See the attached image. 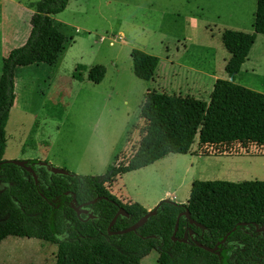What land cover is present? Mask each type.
<instances>
[{
    "label": "rangeland",
    "instance_id": "374dc122",
    "mask_svg": "<svg viewBox=\"0 0 264 264\" xmlns=\"http://www.w3.org/2000/svg\"><path fill=\"white\" fill-rule=\"evenodd\" d=\"M39 1L0 0V68L1 56L27 39L29 5ZM255 6L256 0H68L52 17L66 38L56 64L14 71L4 159H39L76 176H103L136 149L146 93L208 103L217 79L231 81L222 33L251 34ZM134 49L159 59L152 80L133 74ZM92 66L105 68L99 84L86 79ZM233 82L264 94L263 35L256 36ZM199 153L196 138L188 154H170L118 177L108 191L119 201L156 206L170 197L186 204L195 181H264V148L234 145L221 156ZM56 252L53 243L7 237L0 242V264H54ZM157 258L151 251L140 264H157Z\"/></svg>",
    "mask_w": 264,
    "mask_h": 264
},
{
    "label": "trees",
    "instance_id": "16d2710c",
    "mask_svg": "<svg viewBox=\"0 0 264 264\" xmlns=\"http://www.w3.org/2000/svg\"><path fill=\"white\" fill-rule=\"evenodd\" d=\"M68 0H40L29 7L30 32L25 42L10 50L0 70V242L7 237L36 239L57 246L54 264H140L151 251L157 264H264V181L233 183L195 181L186 204L162 200L156 215L136 232L124 230L136 223L147 210L139 203H122L109 191L117 177L156 163L167 155H186L197 138L199 155L221 156L232 146L264 148V94L235 84L234 78L247 61L256 36H264V0H256L251 34L233 30L222 33L221 43L229 55L224 71L231 81L217 79L209 102L148 92L139 107L144 128L133 154L109 166L101 177L52 175L35 169L38 182L22 168L2 163L6 151L5 126L14 103V71L36 64L55 65L65 50L66 38L53 25L52 17L62 13ZM133 74L142 81L152 80L159 59L139 50L131 51ZM103 66H92L86 79L99 84ZM38 162L26 160L28 165ZM69 193L68 196L65 194ZM88 206L93 220H80L70 208ZM119 216L108 226L120 209ZM188 211L201 227L184 217L178 220L175 238L193 233V239L213 248L224 236L218 255L192 242L172 240L179 214ZM153 236V237H151Z\"/></svg>",
    "mask_w": 264,
    "mask_h": 264
},
{
    "label": "water",
    "instance_id": "95a60500",
    "mask_svg": "<svg viewBox=\"0 0 264 264\" xmlns=\"http://www.w3.org/2000/svg\"><path fill=\"white\" fill-rule=\"evenodd\" d=\"M2 163H10V164H13L15 166H18V167L22 168L23 170H25L26 172H28L32 176V178L34 179L35 183L38 182V175L35 173V169H38V168H44L46 172H48V173H50L52 175H61V176H71L72 175V174H70L69 172H67L65 170L55 168V167H53V166H51V165H49V164H47L45 162H42V161H38V162H36L35 164H32V165H28L26 163V161H24V160H4ZM65 195L68 196L69 193H66ZM97 201H98V199H95V200H92V201H90L88 203L78 205L76 200H75V197L72 196V199H71V201L69 203V206L76 213V215L79 217L80 220H83L82 217H81L82 215L86 216L85 220H93L96 217L93 215V212L91 211V209H87V207L95 204ZM157 209H158V204L152 210L147 211V213L144 216H142L132 226H130V227L124 229V230H120V231L114 232V233L110 232L109 234L110 235H112V234L122 235V234H126V233H129V232H136V230L139 229L140 227H142L148 221V219L150 217L156 215ZM119 216H123V217L128 218V215L125 212V210L120 208L116 212L114 217L112 218V220H111V222H110V224L108 226V230H110V228L113 226V224L115 223L116 219ZM180 217H184L186 220H188V222L191 225H195L196 227H199V228L201 227L200 225H198L196 222H194L190 218L189 212L186 210L183 213L179 214V216L176 219L174 232H173V235H172V240L173 241H178V242H181V243L192 242L198 248H200V249H202V250H204V251H206L208 253H212V254H216V255L219 254L218 251H217L219 245H221L227 239V237L230 235V233L235 230V228H233L231 230V232L227 233L224 236V238L219 243H217L213 248H209V247L204 246V245L200 244L199 242L195 241L193 239V233L191 231H189L188 234L184 233L183 238H181V239L175 238V234H176V231L178 229V220H179ZM255 231H256V233L258 235L264 234V226L259 227L258 224H255ZM151 237H153V236H151Z\"/></svg>",
    "mask_w": 264,
    "mask_h": 264
},
{
    "label": "crops",
    "instance_id": "0c3cea01",
    "mask_svg": "<svg viewBox=\"0 0 264 264\" xmlns=\"http://www.w3.org/2000/svg\"><path fill=\"white\" fill-rule=\"evenodd\" d=\"M25 41H24V39L20 42V44H23ZM12 50V49H11ZM9 52V51H8ZM8 52L7 53H5V55H3V56H1V62H2V59L4 58V57H6L7 56V54H8ZM249 56V55H248ZM245 64V63H244ZM243 64V65H244ZM242 65V66H243ZM0 70H1V68H0ZM86 72V71H85ZM14 90H15V83H14ZM14 96H15V91H14ZM15 99H16V97L14 98V103H15ZM14 103H13V106H14ZM13 106H12V108H13ZM12 108H11V110H12ZM31 160H35V159H31ZM39 159H37V161H38ZM147 168V167H146ZM144 169V168H143ZM141 170V169H140ZM137 171H139V170H137ZM134 172H136V171H134ZM131 173V172H130ZM128 174V173H127ZM123 176V175H122ZM119 177H121V176H119ZM118 178V177H117ZM116 178V179H117ZM116 181V180H115ZM114 181V182H115ZM114 182H113V184H114ZM112 184V185H113ZM110 188H112V186L111 187H109V189ZM110 193H111V191H110ZM165 196L167 197V196H169V193H165ZM165 198V197H164ZM160 200H162V199H160ZM169 200H171V197L169 198ZM122 203H133L132 201H128V200H120ZM173 202H175V200H173ZM141 206H143L147 211H149V210H152L153 209V207L155 206V205H145L144 203H139ZM155 204V203H154Z\"/></svg>",
    "mask_w": 264,
    "mask_h": 264
},
{
    "label": "flooded vegetation",
    "instance_id": "af4514ba",
    "mask_svg": "<svg viewBox=\"0 0 264 264\" xmlns=\"http://www.w3.org/2000/svg\"><path fill=\"white\" fill-rule=\"evenodd\" d=\"M88 209V208H87ZM261 235H263V234H261Z\"/></svg>",
    "mask_w": 264,
    "mask_h": 264
}]
</instances>
